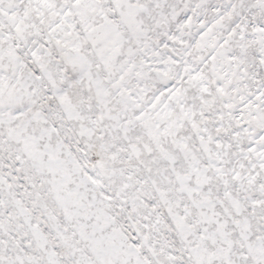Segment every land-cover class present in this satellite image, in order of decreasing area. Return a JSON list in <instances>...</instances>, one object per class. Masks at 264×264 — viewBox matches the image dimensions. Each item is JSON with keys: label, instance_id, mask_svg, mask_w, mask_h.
I'll list each match as a JSON object with an SVG mask.
<instances>
[{"label": "snow or ice", "instance_id": "6c2138e0", "mask_svg": "<svg viewBox=\"0 0 264 264\" xmlns=\"http://www.w3.org/2000/svg\"><path fill=\"white\" fill-rule=\"evenodd\" d=\"M0 264H264V0H0Z\"/></svg>", "mask_w": 264, "mask_h": 264}]
</instances>
